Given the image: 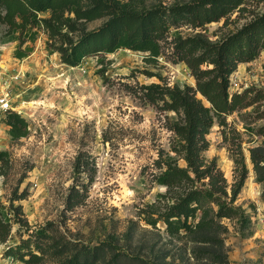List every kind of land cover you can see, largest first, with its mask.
<instances>
[{
    "label": "trees",
    "instance_id": "16d2710c",
    "mask_svg": "<svg viewBox=\"0 0 264 264\" xmlns=\"http://www.w3.org/2000/svg\"><path fill=\"white\" fill-rule=\"evenodd\" d=\"M260 6L264 0H191L170 5L159 0H0V24L6 28L8 42H19L17 59L27 58L33 51L28 44L44 34L48 53L58 54L70 68L80 67L91 57L103 64L107 55L130 50L146 53L148 62L168 54L172 63H184L195 80L194 86L125 84L143 105L165 115V126L173 133L170 151L159 152L151 173V183L166 191L137 214L147 227L163 230L169 242L163 246L155 242L145 255L142 250L123 249L115 237L84 244L62 233L55 222L31 232L23 207L14 204L27 199L29 191L15 189L9 206L0 195V242L10 240L14 225L25 229L28 238L21 236L19 244L8 247L7 255L24 264H229L225 245L229 228L224 221H236L243 228L250 223L246 211L236 205L248 168L239 145L233 156L237 179L229 185L216 159L209 161L205 153L216 123L228 142V116L254 107L256 121L264 120V89L230 91V79L238 67L264 52ZM243 19L242 25L215 40L198 32L213 23L223 22L226 28ZM183 27L197 33L185 36L180 31ZM99 74L106 80L105 69ZM6 125L12 140L29 134L27 121L18 113H12ZM248 130L264 138V124ZM250 159L257 182H264V143L250 150ZM9 168L10 153L0 151V177ZM73 169L66 211L85 205L97 174L94 159L84 152L77 155ZM169 243L177 249H168Z\"/></svg>",
    "mask_w": 264,
    "mask_h": 264
},
{
    "label": "rangeland",
    "instance_id": "374dc122",
    "mask_svg": "<svg viewBox=\"0 0 264 264\" xmlns=\"http://www.w3.org/2000/svg\"><path fill=\"white\" fill-rule=\"evenodd\" d=\"M159 1L170 5L191 0ZM258 10L264 11V6ZM244 22L239 20L226 28H222L223 22L213 23L198 32L215 40ZM5 31L0 24V67L5 72V87L13 93V105L29 125V134L12 140L8 126L0 124V151L10 153V168L0 177L2 202L9 206L15 189L20 193L28 189L29 197L14 204L23 207L31 232L55 222L62 233L84 244L115 237L123 249L142 250L145 255L155 242L159 246L169 242L163 230L147 227L137 214L166 191L151 183V173L159 152L170 151L173 133L165 126V115L143 105L125 84L194 86L187 66L172 63L168 54L148 62L146 53L120 50L107 55L103 64L91 57L73 69L62 64L58 54L48 53L44 34L28 44L33 51L27 58L17 59L19 42H8ZM180 31L185 36L197 33L187 27ZM104 69L106 80L99 74ZM144 71L156 76L149 77ZM230 81L231 93L251 87L264 89V52L255 61L241 64ZM254 111L251 107L227 117L228 142L216 123L205 153L209 161L216 159L229 185L237 179L233 156L239 145L248 168L236 205L246 211L250 223L243 228L236 221H224L229 228L225 236L229 264H264V182H257L250 159V150L263 146L264 138L248 130L264 120L256 121L258 112ZM81 152L94 159L96 179L85 205L66 211L65 199L74 183L73 165ZM21 236L28 238L26 230L14 225L10 240L0 242V264H24L6 252L9 246L20 243ZM167 248L177 249L174 243Z\"/></svg>",
    "mask_w": 264,
    "mask_h": 264
},
{
    "label": "built area",
    "instance_id": "2783aa9c",
    "mask_svg": "<svg viewBox=\"0 0 264 264\" xmlns=\"http://www.w3.org/2000/svg\"><path fill=\"white\" fill-rule=\"evenodd\" d=\"M5 72L0 67V124L6 125L9 116L12 113H19L16 106L13 105V93L6 86Z\"/></svg>",
    "mask_w": 264,
    "mask_h": 264
},
{
    "label": "bare ground",
    "instance_id": "6f19581e",
    "mask_svg": "<svg viewBox=\"0 0 264 264\" xmlns=\"http://www.w3.org/2000/svg\"><path fill=\"white\" fill-rule=\"evenodd\" d=\"M74 69V68H73Z\"/></svg>",
    "mask_w": 264,
    "mask_h": 264
}]
</instances>
